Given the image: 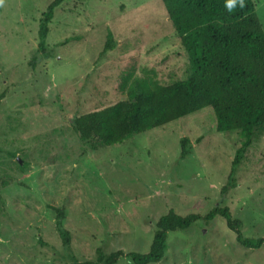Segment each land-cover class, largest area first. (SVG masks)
Listing matches in <instances>:
<instances>
[{
	"label": "rangeland",
	"instance_id": "obj_1",
	"mask_svg": "<svg viewBox=\"0 0 264 264\" xmlns=\"http://www.w3.org/2000/svg\"><path fill=\"white\" fill-rule=\"evenodd\" d=\"M54 0H0V264H72L146 254L155 223L170 210L204 217L227 207L246 238H264V127L255 131L220 195L238 132L218 133L210 108L97 147L72 118L127 100L129 88L168 85L187 58L160 0H64L37 51L39 18ZM264 28V0H252ZM113 50L100 56L106 35ZM181 138L190 153L179 158ZM54 209L69 233L64 247ZM154 264H264L240 247L223 219L169 232ZM116 264H133L126 257Z\"/></svg>",
	"mask_w": 264,
	"mask_h": 264
},
{
	"label": "trees",
	"instance_id": "obj_2",
	"mask_svg": "<svg viewBox=\"0 0 264 264\" xmlns=\"http://www.w3.org/2000/svg\"><path fill=\"white\" fill-rule=\"evenodd\" d=\"M160 1L185 52L186 78L168 85L131 86L127 100L74 116L71 126L81 141L95 142L102 148L121 144L133 135L210 108L216 132H238L242 137L220 190L223 196L235 188L236 172L255 131L264 127V28L252 0H243V7L239 0ZM63 2L54 0L39 18L37 51L42 55H46L45 40L53 11ZM114 46L112 34L108 32L100 56ZM179 145V158L184 159L190 153L189 140L181 138ZM54 211L62 245L66 247L69 233L61 226L62 210ZM216 217L224 220L240 247L258 250L263 246L264 238L242 236L241 222L232 218L227 207H215L204 217L180 216L170 210L155 223L146 254H125L118 250L105 255L97 249L95 261L72 264H116L123 257L133 264L158 263L166 251L169 232L186 230L199 219L210 221Z\"/></svg>",
	"mask_w": 264,
	"mask_h": 264
},
{
	"label": "clouds",
	"instance_id": "obj_3",
	"mask_svg": "<svg viewBox=\"0 0 264 264\" xmlns=\"http://www.w3.org/2000/svg\"><path fill=\"white\" fill-rule=\"evenodd\" d=\"M239 2H240V6L241 7H243V0H239ZM232 5H230V7H231Z\"/></svg>",
	"mask_w": 264,
	"mask_h": 264
}]
</instances>
